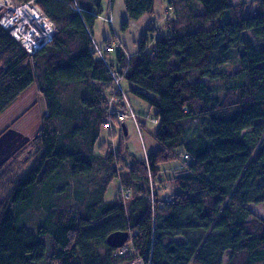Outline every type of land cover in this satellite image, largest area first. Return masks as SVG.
<instances>
[{
    "label": "trees",
    "instance_id": "1",
    "mask_svg": "<svg viewBox=\"0 0 264 264\" xmlns=\"http://www.w3.org/2000/svg\"><path fill=\"white\" fill-rule=\"evenodd\" d=\"M14 1L35 5L56 33L29 55L0 26V115L32 86L46 109L38 159L0 197V264H264V219L248 208L264 206V0L252 12L234 0H176L168 34L150 50L145 33L129 58L119 50V71L111 53L95 52L103 0ZM154 1L124 0L128 19L152 14ZM111 72L153 109L161 147L129 172L115 169L123 141L94 154L108 120L111 135L127 136L107 117ZM170 153L184 173L164 200L148 176ZM96 169L103 177L88 183ZM114 179L120 192L108 202ZM115 232L129 235L122 255L106 243Z\"/></svg>",
    "mask_w": 264,
    "mask_h": 264
},
{
    "label": "rangeland",
    "instance_id": "2",
    "mask_svg": "<svg viewBox=\"0 0 264 264\" xmlns=\"http://www.w3.org/2000/svg\"><path fill=\"white\" fill-rule=\"evenodd\" d=\"M169 1L155 0L154 12L152 14L146 15L138 21H130L125 12L124 0H114L113 4L110 0H103L101 4L102 12L92 29L93 41L101 50L105 48L108 42L110 46H114L115 52L108 56V60L115 70L119 71L121 68H124L123 65L120 66L116 62V54L119 50L129 58L138 51L139 43L145 33L148 34V49L150 50L153 49L157 40L168 34L166 24L173 19L174 11L177 10L176 0H174L175 7L169 6ZM256 1L234 0V4L244 3L245 9L252 12ZM177 11L181 12L180 5ZM126 22L127 26L124 28ZM147 27H150L152 30L155 29V32H148L146 30ZM210 85L217 93L219 92V84L211 83ZM121 88L125 93V99L128 101L136 117L139 128L136 127L132 119H127L124 121L127 130L126 138L120 134L118 128H115V134L112 135L111 129H104L101 130L100 137L94 147V154L96 156H105L112 149V151L118 153L119 148H121L120 142L123 141L124 144H121L120 153L115 155L117 158L115 163L117 173L129 172L131 168L136 166L134 165L135 161L143 162L147 155L155 153L161 148L154 139L157 125L152 122L154 119L153 109L130 91V85L124 79L121 81ZM105 93L108 95L107 101L111 100V98L115 99L114 97L118 98L115 90L110 91V88L105 89ZM112 107L117 109L119 106L117 104ZM45 116L44 100L36 86L30 87L0 115V197L9 189L10 183L16 178L23 176L27 172V169L32 167L38 159L39 152L37 151L35 137L39 134L42 120ZM5 135L7 137L3 139ZM6 150H9L7 151V155ZM5 155L6 158L4 157ZM183 161V156L180 155L178 157L176 153H170L168 161L160 165V174L154 179H150L148 176L149 187L151 186L152 188L153 196L169 200L172 194L178 190L176 178L184 173V170L180 168ZM101 177H103V171L96 169L95 173L90 175V179L88 178L89 180L87 177L82 178V180H88L87 182L91 183L93 180H98ZM134 184L135 187L140 185L139 182H134ZM120 185V181L116 179L108 185L105 201L114 200L117 193L120 192ZM129 189L131 191L130 198H133L137 191L134 187H130ZM248 208L254 216L264 219L263 205H250ZM128 246H130L129 242ZM128 250L129 247H126L125 252H128ZM128 264L142 263L136 259Z\"/></svg>",
    "mask_w": 264,
    "mask_h": 264
},
{
    "label": "built area",
    "instance_id": "3",
    "mask_svg": "<svg viewBox=\"0 0 264 264\" xmlns=\"http://www.w3.org/2000/svg\"><path fill=\"white\" fill-rule=\"evenodd\" d=\"M0 10L2 12L0 14V26L8 31L11 37L29 55L36 53L41 47L52 41L55 34L54 24L43 16L32 3L19 4L14 0H0ZM113 50L110 45L103 50L95 46L96 55L103 61H105V54L112 53ZM111 75L115 85V93L121 94V98L114 97L115 99L111 98L107 101L108 119H115L119 124H123L127 119H132L136 127L139 128L136 117L120 87L119 73L111 72ZM122 103L124 104V110L112 107ZM153 123H156V121H153ZM104 128H111L110 120L104 125ZM118 250L116 255H122L126 251L124 247Z\"/></svg>",
    "mask_w": 264,
    "mask_h": 264
},
{
    "label": "water",
    "instance_id": "4",
    "mask_svg": "<svg viewBox=\"0 0 264 264\" xmlns=\"http://www.w3.org/2000/svg\"><path fill=\"white\" fill-rule=\"evenodd\" d=\"M124 128V126H123ZM124 132L125 134H127L125 128H124ZM7 137V135H5L3 137V139H5ZM0 151H1V142H0ZM7 151L6 150V155H7ZM6 155L4 156L6 158ZM4 158V159H5ZM129 239V235L126 232H115L110 234L107 239H106V243L109 247L113 248V249H119L121 247L124 246V244L128 241Z\"/></svg>",
    "mask_w": 264,
    "mask_h": 264
},
{
    "label": "crops",
    "instance_id": "5",
    "mask_svg": "<svg viewBox=\"0 0 264 264\" xmlns=\"http://www.w3.org/2000/svg\"><path fill=\"white\" fill-rule=\"evenodd\" d=\"M111 2V0H110ZM114 2V1H113ZM155 2V1H154ZM112 3V2H111ZM113 4V3H112ZM155 4V3H154ZM153 12H154V9H153ZM148 20V18H146ZM150 22V21H149ZM150 27H147L146 30H148Z\"/></svg>",
    "mask_w": 264,
    "mask_h": 264
},
{
    "label": "bare ground",
    "instance_id": "6",
    "mask_svg": "<svg viewBox=\"0 0 264 264\" xmlns=\"http://www.w3.org/2000/svg\"><path fill=\"white\" fill-rule=\"evenodd\" d=\"M55 33H56V30H55ZM55 35V34H54Z\"/></svg>",
    "mask_w": 264,
    "mask_h": 264
}]
</instances>
